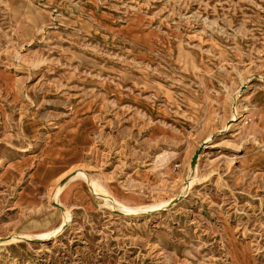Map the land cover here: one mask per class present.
<instances>
[{"label": "rangeland", "instance_id": "rangeland-1", "mask_svg": "<svg viewBox=\"0 0 264 264\" xmlns=\"http://www.w3.org/2000/svg\"><path fill=\"white\" fill-rule=\"evenodd\" d=\"M0 264H264V0H0Z\"/></svg>", "mask_w": 264, "mask_h": 264}, {"label": "bare ground", "instance_id": "bare-ground-1", "mask_svg": "<svg viewBox=\"0 0 264 264\" xmlns=\"http://www.w3.org/2000/svg\"><path fill=\"white\" fill-rule=\"evenodd\" d=\"M78 171H79V169H78ZM81 171V170H80ZM193 171V170H192ZM84 174V173H83ZM86 175V174H85ZM84 175V176H85ZM93 191V190H92ZM56 192H57V189H56ZM94 192V191H93ZM99 193V192H98ZM101 194V193H100ZM58 195V194H57ZM98 195V194H97ZM103 197V196H102ZM66 213V212H65ZM139 213H140V211L138 210V209H133V210H131L130 212H129V214L131 215V216H137V215H139ZM68 216V215H67ZM66 221V220H65ZM63 227V226H62ZM62 230V228H59V229H57L56 231H53L54 232V235H56L57 236V234L60 232ZM52 232V233H53ZM14 237H17V238H20V240H29V239H31V238H29V237H22L21 235H16V236H14ZM36 237V236H35ZM39 237H43L42 235L41 236H39ZM44 238V237H43Z\"/></svg>", "mask_w": 264, "mask_h": 264}, {"label": "water", "instance_id": "water-1", "mask_svg": "<svg viewBox=\"0 0 264 264\" xmlns=\"http://www.w3.org/2000/svg\"><path fill=\"white\" fill-rule=\"evenodd\" d=\"M196 156H197V155H195V157H194L193 163H194V161L196 160Z\"/></svg>", "mask_w": 264, "mask_h": 264}]
</instances>
